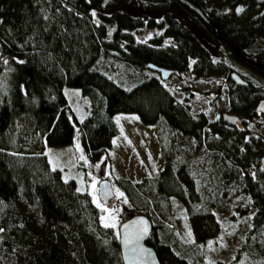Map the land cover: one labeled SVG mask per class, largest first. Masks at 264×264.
Wrapping results in <instances>:
<instances>
[{"label":"trees","instance_id":"trees-1","mask_svg":"<svg viewBox=\"0 0 264 264\" xmlns=\"http://www.w3.org/2000/svg\"><path fill=\"white\" fill-rule=\"evenodd\" d=\"M186 1L204 10L236 0ZM142 29L153 33L136 37ZM194 30H203L201 21L179 0H0V264H122L117 232L44 154L77 134L88 160L97 161L118 135V112L135 113L163 137L160 171L115 180L150 219L147 244L160 264H211L196 243L220 232L212 210L227 211L233 191L251 207L240 248L264 257V138L223 117L209 122L176 99L158 72L144 71L152 63L205 77L209 59ZM119 66L135 71L131 86L120 83ZM65 86L87 98L82 118L74 119ZM239 89L231 114L254 121V94ZM173 200L183 205L194 242L175 233Z\"/></svg>","mask_w":264,"mask_h":264},{"label":"rangeland","instance_id":"rangeland-1","mask_svg":"<svg viewBox=\"0 0 264 264\" xmlns=\"http://www.w3.org/2000/svg\"><path fill=\"white\" fill-rule=\"evenodd\" d=\"M152 33L151 29H142L136 31L135 35L138 38H147ZM117 70L121 75L120 83L124 87L131 86L135 71L120 66ZM144 71L148 74L157 73L151 68H145ZM206 79L198 76L192 69H188L172 73L162 82L176 99H186L192 111L205 113L208 121L211 122L215 113L226 110V106L223 91L220 92L219 99L209 97L208 92L213 91L216 82L209 84ZM63 92L73 110L74 119L82 118L88 111L87 98L82 97L76 87L65 86ZM112 118L118 128V135L112 138L111 147L105 150L97 161L88 160L77 134L69 144L46 146L44 154L51 168L59 169L63 178L73 180L77 191L87 192L96 206L97 203L102 206L97 207L99 222L102 225L114 223L115 227L112 228L117 232L122 220L140 212L132 208L125 194L116 184V178L124 177L132 182L141 181L160 171L165 166L166 160L159 144V139L163 137L153 124L142 123L135 113L118 112ZM243 125L249 132L247 136L258 135L264 138V116H258L254 121L245 120ZM101 179L109 180L112 185L114 201L111 204H102L98 200L97 185ZM92 184H95L94 189L91 187ZM120 193L123 195H119ZM228 198L230 207L227 211L212 210L220 224V232L204 243H196L203 247L204 259L211 264L228 261H233L234 264H264V257H248L240 248L242 239L249 235L251 223L249 197L244 193L233 191L228 192ZM172 204L175 233L185 244L194 242L183 205L175 200ZM237 252L239 256L235 258Z\"/></svg>","mask_w":264,"mask_h":264},{"label":"flooded vegetation","instance_id":"flooded-vegetation-1","mask_svg":"<svg viewBox=\"0 0 264 264\" xmlns=\"http://www.w3.org/2000/svg\"><path fill=\"white\" fill-rule=\"evenodd\" d=\"M198 9L204 18L192 12L195 20L201 21L203 30H194V34L198 35L209 59L210 71L205 78L209 84L216 82L213 91L208 92L209 97L219 99L220 92L224 93L226 110L217 111L211 122L220 121L225 113H235L231 111L236 104L233 91L251 90L255 106L264 99V0H236L217 6L212 2L204 10ZM255 111L256 118L264 116L256 108ZM237 116L239 121L235 124L247 129L243 122L250 118L239 113Z\"/></svg>","mask_w":264,"mask_h":264},{"label":"water","instance_id":"water-1","mask_svg":"<svg viewBox=\"0 0 264 264\" xmlns=\"http://www.w3.org/2000/svg\"><path fill=\"white\" fill-rule=\"evenodd\" d=\"M179 1L202 16L201 11L195 5L186 0ZM238 55L241 56L239 52ZM147 66L157 71L162 80L166 79L170 74L176 73V70L158 67L152 63H148ZM236 79L244 83L238 77ZM256 110L264 115V99L257 103ZM223 117L232 123L239 121V118L234 114L225 113ZM261 161H263V158ZM97 197L102 204L113 203L114 192L109 180L101 179L98 182ZM150 229L151 221L145 214L136 213L121 221L117 227V235L122 264H160L154 249L147 244Z\"/></svg>","mask_w":264,"mask_h":264},{"label":"snow or ice","instance_id":"snow-or-ice-1","mask_svg":"<svg viewBox=\"0 0 264 264\" xmlns=\"http://www.w3.org/2000/svg\"><path fill=\"white\" fill-rule=\"evenodd\" d=\"M93 15H95V13H93ZM91 187L94 189L95 188V184H92L91 185ZM119 195H123L122 193H120ZM93 199L95 200V196L93 197ZM97 207H102L99 203H97ZM104 211H107V209H103ZM102 219H104L103 217H102ZM105 227H115V224L114 223H112V224H109V223H105V225H104Z\"/></svg>","mask_w":264,"mask_h":264}]
</instances>
